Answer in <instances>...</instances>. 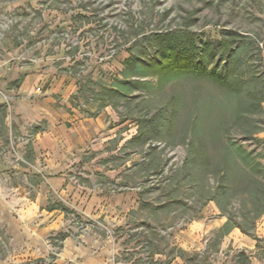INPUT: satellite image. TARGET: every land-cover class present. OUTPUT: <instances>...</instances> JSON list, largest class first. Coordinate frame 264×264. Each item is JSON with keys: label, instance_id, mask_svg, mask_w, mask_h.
Segmentation results:
<instances>
[{"label": "rangeland", "instance_id": "rangeland-1", "mask_svg": "<svg viewBox=\"0 0 264 264\" xmlns=\"http://www.w3.org/2000/svg\"><path fill=\"white\" fill-rule=\"evenodd\" d=\"M225 29L264 46V0H0V264H152L153 247L160 264H264V214L252 232L222 235L217 204L202 205V190L177 177L180 125L135 137L139 116L175 92L186 118L196 94L220 100V90L143 76L153 87L118 105L106 91L130 55H157L152 33L186 30L202 42ZM258 124L259 142L241 127L232 134L264 163V114ZM177 186L179 201L159 208Z\"/></svg>", "mask_w": 264, "mask_h": 264}, {"label": "trees", "instance_id": "trees-1", "mask_svg": "<svg viewBox=\"0 0 264 264\" xmlns=\"http://www.w3.org/2000/svg\"><path fill=\"white\" fill-rule=\"evenodd\" d=\"M150 38L157 55L150 59L130 55L124 61L122 77L116 76L113 87L106 91L117 98L118 105L120 100H128L133 91L153 87L152 81L141 79L143 76L157 77L160 88L179 79L213 83L222 99L198 93L195 114L184 118L185 93L175 92L165 104L139 116L135 137L144 141L157 139L180 125L187 148L177 177H188L191 187L202 190V205L211 200L217 204L226 216L220 228L222 235L235 227L244 233L252 232L264 214V163L232 131L241 127V135L259 142L256 133L261 129L259 117L264 114V46L253 35L235 29L222 30L219 39L202 42L186 30L158 31ZM216 107L220 112L211 117ZM177 183L181 184V180ZM179 187L159 208L179 201ZM240 199L243 204L238 203ZM173 251L177 252L175 256L186 255L180 247L175 246ZM162 253L159 247L147 249L152 264L162 263L155 259ZM143 259L134 262L141 263Z\"/></svg>", "mask_w": 264, "mask_h": 264}, {"label": "crops", "instance_id": "crops-1", "mask_svg": "<svg viewBox=\"0 0 264 264\" xmlns=\"http://www.w3.org/2000/svg\"><path fill=\"white\" fill-rule=\"evenodd\" d=\"M234 233H237V232H234Z\"/></svg>", "mask_w": 264, "mask_h": 264}]
</instances>
